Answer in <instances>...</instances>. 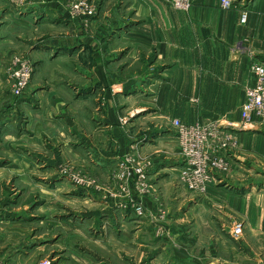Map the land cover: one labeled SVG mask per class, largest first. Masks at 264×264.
<instances>
[{
	"label": "rangeland",
	"instance_id": "rangeland-1",
	"mask_svg": "<svg viewBox=\"0 0 264 264\" xmlns=\"http://www.w3.org/2000/svg\"><path fill=\"white\" fill-rule=\"evenodd\" d=\"M34 1L9 0L16 10L25 9ZM53 1L64 4L70 17L82 20L87 30L96 27L95 18L108 8L107 18L126 23V31L144 29L145 24L150 26L151 18L156 14L161 16L160 12H166V8L177 14L191 9V5L187 10L176 9L171 0H158L159 6L155 0H130L126 6V0H107L105 5L102 0H86L94 13L87 16L83 10L74 11L73 17L71 4L83 0ZM114 34L109 38L111 57L122 59L112 63L114 78L107 96L111 98L113 118L118 123L113 120L110 144L105 141L107 132L102 122L109 102L101 88L95 86L94 101L83 106L77 104L79 109L91 108L98 120L90 132L91 143L101 149L98 153L105 164L94 166L90 159L93 156L85 146L80 151L87 157L74 159L61 157L60 150L33 149L34 156L40 152L56 156L57 164L41 169L38 164H31L30 177L16 180H11V174H0V218L6 215V219H15L16 222H9L16 225L15 234L8 235H15L19 246L26 243L21 255L24 263L58 264L69 254L81 252L90 257L87 264H153L155 259V264H264V124L257 131L261 136L242 137L238 134L242 130L236 131L237 139L220 153V169L214 171L203 188L192 190L186 183L185 175L191 169L186 168L179 134L176 149H168L165 145H155L162 130L172 127L177 131L174 119L184 120L182 123L186 125L199 123L226 128L230 122L221 118L188 123L193 115L190 119L180 117L181 110L187 113L184 102L152 98L147 90L142 94L140 89L149 87L146 75L166 69L165 61L159 60L155 46L138 41L141 36L121 39ZM78 52L75 66L87 60L85 50ZM12 60L13 57L9 63ZM33 70L29 88L36 72L35 64ZM141 76L144 85L139 81ZM118 81H124L122 87L117 85ZM115 88L119 91L114 92ZM190 104L193 113L198 101L192 99ZM142 108L151 121L129 122ZM89 128H93L91 123ZM7 137L5 134L0 137V159L10 164L15 157L29 156L21 147L18 152L9 149L7 142L11 140ZM161 158H181L182 167L164 168L159 163ZM4 162L1 165L5 167ZM45 171L52 176L49 179H56L45 182L42 175ZM232 187L238 192H232Z\"/></svg>",
	"mask_w": 264,
	"mask_h": 264
},
{
	"label": "crops",
	"instance_id": "crops-1",
	"mask_svg": "<svg viewBox=\"0 0 264 264\" xmlns=\"http://www.w3.org/2000/svg\"><path fill=\"white\" fill-rule=\"evenodd\" d=\"M101 2L105 5L107 0ZM128 3L131 1L126 0L124 6ZM107 12L110 13L109 8ZM107 12L95 18L96 27L87 30L82 20L70 17L64 4L53 0H36L22 10H16L9 0H0V137L4 134L8 136L11 141L7 144L13 152H18V147L29 152V156L23 153L25 156L13 158L12 165L0 159V174H11V180H16L30 177L31 164H38L40 169L55 166L56 156L41 153L47 149L60 150L61 157L71 156L74 159L87 157L80 150L88 147L93 156L91 163L94 166L105 164L98 153L101 149L94 148L91 143L93 134L90 132L98 120L91 108L79 109L77 104L83 106L94 101L92 93L96 85L107 98L109 84L114 78L111 75L112 63L122 59L111 57L109 38L113 32V36H120L121 39L141 36L138 41L149 42L152 48L155 46L159 50V60L165 61L162 62L166 69L158 74L152 71L146 75L149 82L146 86L149 87L140 89L142 94L149 92L152 98L157 96L162 101L184 102L187 113L181 110L180 117L190 119L193 115V120L188 123L221 118L224 122L241 123L245 90L254 81L251 67L254 63L264 62V0H233L230 9H223L221 0H191L188 12L177 14L166 8V12H160L161 16L156 14L151 18L150 26L145 24L144 29L127 31L124 27L126 23L108 19ZM244 13H247V20L242 23ZM123 19H126L125 14ZM124 32L127 33L125 36ZM76 50L80 54L85 50L87 54L86 63L81 66L74 65ZM19 53L34 61L36 72L29 90L16 97L12 93L6 67ZM139 81L144 85V76ZM123 83L118 81L117 85L122 87ZM117 85L113 86L118 89L120 86ZM116 88L114 92L119 91ZM192 99L198 101L193 113ZM107 101L108 109L102 122L107 132L105 141L110 144L111 128L118 123L113 118L115 113L110 105L111 98L108 97ZM145 111V108L138 110L129 122L137 123L138 119V123L151 121L143 113ZM159 112L162 113V110ZM89 122L93 128H89ZM259 125L255 121L246 124L238 134L242 137L249 134L261 136L257 132L261 128ZM162 131L155 145L176 149V129L171 127ZM244 139L250 141V138ZM33 149L41 151L39 156L32 155L35 154ZM159 161L164 168L182 167L181 158H161ZM1 162L6 163L5 167ZM11 169L21 174H14ZM42 175L45 182L56 179H49L52 176L46 171ZM231 191L238 192L233 187ZM11 212L16 213L14 209ZM3 216L4 219L0 218L1 262L28 263H24L25 259L21 256L26 243L19 246L16 244L17 237L8 235L15 234L13 228L16 225L9 223L11 220L16 222L15 219ZM118 259L122 260V255L118 254ZM67 261L87 264L90 257L81 252L71 253L58 264H66ZM156 261H152L153 264Z\"/></svg>",
	"mask_w": 264,
	"mask_h": 264
},
{
	"label": "built area",
	"instance_id": "built-area-1",
	"mask_svg": "<svg viewBox=\"0 0 264 264\" xmlns=\"http://www.w3.org/2000/svg\"><path fill=\"white\" fill-rule=\"evenodd\" d=\"M24 2L28 0H22ZM176 9L187 10L190 7V0H171ZM233 0H221L223 9H230ZM83 10L89 15L94 13L86 0L80 4H71V12ZM247 20V14L242 16V23ZM34 63L29 57L14 56L10 62L7 73L11 81L12 93L16 97L22 96L30 86ZM254 77L253 84L245 90L246 100L241 108V123L238 126L226 128L220 126L193 124L186 125L180 120H174L173 126L177 128L183 155L186 158V168H190V173L186 174V183L192 189L203 188L212 178V175L220 169L222 158L220 153L227 150L237 139L236 131L243 130L246 124L258 122L264 124V64L254 63L251 67ZM233 126V127H231ZM215 171V172H214ZM0 264H2L0 260ZM40 264H46L42 262Z\"/></svg>",
	"mask_w": 264,
	"mask_h": 264
}]
</instances>
